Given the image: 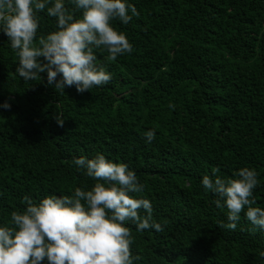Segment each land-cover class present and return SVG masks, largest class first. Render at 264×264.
<instances>
[{
	"label": "trees",
	"instance_id": "trees-1",
	"mask_svg": "<svg viewBox=\"0 0 264 264\" xmlns=\"http://www.w3.org/2000/svg\"><path fill=\"white\" fill-rule=\"evenodd\" d=\"M129 2L138 15L111 23L132 51L107 60L94 49L111 79L89 91L56 92L46 73L25 82L0 32V104H10L0 108V225L11 226L25 195L38 202L91 188L96 181L71 161L102 153L135 171L162 226L137 232L127 223L137 264H264V230L244 209L234 230L222 227L228 210L200 183L255 169L251 206L264 208V0ZM37 17V37L56 30L55 17ZM148 129L156 135L146 144Z\"/></svg>",
	"mask_w": 264,
	"mask_h": 264
},
{
	"label": "clouds",
	"instance_id": "clouds-1",
	"mask_svg": "<svg viewBox=\"0 0 264 264\" xmlns=\"http://www.w3.org/2000/svg\"><path fill=\"white\" fill-rule=\"evenodd\" d=\"M66 4L74 6L69 9ZM81 15L74 18L73 11ZM55 17L56 30L37 37V13ZM129 0H0V32L17 58L15 73L25 82L40 79L56 92L74 86L77 92L107 84L111 73L96 63L94 49H106L107 60L131 53L132 44L111 21L128 24L137 16ZM39 58H43L42 60ZM59 77V78H58ZM169 108L173 107L170 103ZM0 108L9 109L5 101ZM63 126L60 114L54 115ZM154 129L144 132L145 143L155 138ZM77 171L96 181L91 188L75 187L71 195L50 194L38 202L25 195V208L10 213V224L0 225V264H137L127 223L135 230L162 231L153 220L152 203L138 194L145 185L126 163L113 162L102 153L92 158L74 157ZM218 169H213L217 172ZM235 178H201L205 192L213 194L216 208H226L234 230L244 209L245 218L264 230V208L253 207V189L258 185L255 169L242 167ZM136 194V195H134ZM143 210L141 215L139 210Z\"/></svg>",
	"mask_w": 264,
	"mask_h": 264
}]
</instances>
